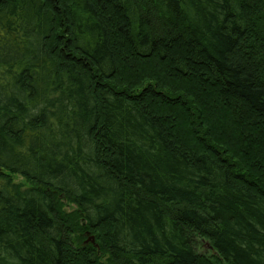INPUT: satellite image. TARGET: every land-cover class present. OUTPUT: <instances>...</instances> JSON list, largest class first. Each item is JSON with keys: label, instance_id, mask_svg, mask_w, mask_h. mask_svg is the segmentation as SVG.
<instances>
[{"label": "trees", "instance_id": "16d2710c", "mask_svg": "<svg viewBox=\"0 0 264 264\" xmlns=\"http://www.w3.org/2000/svg\"><path fill=\"white\" fill-rule=\"evenodd\" d=\"M0 264H264V0H0Z\"/></svg>", "mask_w": 264, "mask_h": 264}, {"label": "rangeland", "instance_id": "374dc122", "mask_svg": "<svg viewBox=\"0 0 264 264\" xmlns=\"http://www.w3.org/2000/svg\"><path fill=\"white\" fill-rule=\"evenodd\" d=\"M171 114H172V113H171ZM172 115H173V114H172ZM172 115H171V118H173ZM179 115L182 116L180 113H179ZM232 134H236V133H233V132H232ZM183 142L186 144V140H183ZM13 182H14L15 184H19V185H20L19 187H20L21 189H24V188H26V187L29 186V184H27V183H26V182H25L20 176H18V175L13 176ZM65 211H66V208H65ZM90 238H91L92 241L94 242V239H93L92 237H90ZM88 241H91V240L87 239L86 242H88ZM86 242H85V243H86ZM93 242H92V243H93ZM206 246H207V244L204 245L205 248H207Z\"/></svg>", "mask_w": 264, "mask_h": 264}, {"label": "water", "instance_id": "95a60500", "mask_svg": "<svg viewBox=\"0 0 264 264\" xmlns=\"http://www.w3.org/2000/svg\"><path fill=\"white\" fill-rule=\"evenodd\" d=\"M90 240H91V242H93L91 238H90Z\"/></svg>", "mask_w": 264, "mask_h": 264}]
</instances>
